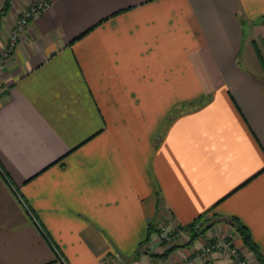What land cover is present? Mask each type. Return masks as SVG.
<instances>
[{
    "label": "crops",
    "instance_id": "crops-1",
    "mask_svg": "<svg viewBox=\"0 0 264 264\" xmlns=\"http://www.w3.org/2000/svg\"><path fill=\"white\" fill-rule=\"evenodd\" d=\"M45 1L0 69V264H261L264 0ZM162 215L208 228L164 254Z\"/></svg>",
    "mask_w": 264,
    "mask_h": 264
},
{
    "label": "built area",
    "instance_id": "built-area-1",
    "mask_svg": "<svg viewBox=\"0 0 264 264\" xmlns=\"http://www.w3.org/2000/svg\"><path fill=\"white\" fill-rule=\"evenodd\" d=\"M3 4V3H2ZM47 2L45 0L25 5L19 14V20L14 22L7 37L6 45L0 51V69L4 66L7 59L12 55L14 49L18 45L22 33L26 29L28 22L38 12H40ZM157 239L167 250L183 238H188L191 232H199L204 227L203 220H194L188 226H177L171 224L166 215H162L161 221L156 225ZM213 250H220L228 254L235 262V264H251L249 258L245 256L240 250L235 247L232 241L225 235H217L210 239L199 251H197L195 258H206ZM193 258H181L172 264H192Z\"/></svg>",
    "mask_w": 264,
    "mask_h": 264
},
{
    "label": "trees",
    "instance_id": "trees-1",
    "mask_svg": "<svg viewBox=\"0 0 264 264\" xmlns=\"http://www.w3.org/2000/svg\"><path fill=\"white\" fill-rule=\"evenodd\" d=\"M10 2H11V0H6L0 9V24H1L2 18L7 14L8 10L10 9ZM201 217H202V215L197 217L195 220H201ZM204 221L205 220H203V222ZM231 223H232V225H234L236 231L238 232L239 236L241 237L244 246L249 251L254 253V255H255V257L259 263L264 264V257L258 252L257 247H256L254 241L252 240L250 233H249L248 229L246 228V226L243 225L242 223H240L236 219V217H231ZM207 228H208L207 224L206 225L204 224V227L202 228L201 231L191 232L190 233V235H191L190 239H192L193 237H196L200 233L204 232ZM149 232L151 233V231H149ZM149 235H148L147 239L149 238ZM147 239H145V241H147ZM173 247L165 250L164 254H166L168 251L172 250Z\"/></svg>",
    "mask_w": 264,
    "mask_h": 264
},
{
    "label": "rangeland",
    "instance_id": "rangeland-1",
    "mask_svg": "<svg viewBox=\"0 0 264 264\" xmlns=\"http://www.w3.org/2000/svg\"><path fill=\"white\" fill-rule=\"evenodd\" d=\"M6 0H0V4H1V6L4 4V2H5ZM3 3V4H2ZM19 20V16L16 18V21L15 22H17ZM204 224L206 225V224H208V221H204ZM158 241H159V239H157ZM160 242V241H159ZM161 245H162V243H160ZM162 247H164L163 245H162Z\"/></svg>",
    "mask_w": 264,
    "mask_h": 264
},
{
    "label": "water",
    "instance_id": "water-1",
    "mask_svg": "<svg viewBox=\"0 0 264 264\" xmlns=\"http://www.w3.org/2000/svg\"><path fill=\"white\" fill-rule=\"evenodd\" d=\"M140 253H143V254H149V251L146 250V249H142V250L140 251Z\"/></svg>",
    "mask_w": 264,
    "mask_h": 264
}]
</instances>
